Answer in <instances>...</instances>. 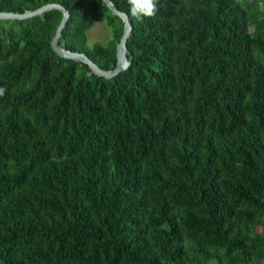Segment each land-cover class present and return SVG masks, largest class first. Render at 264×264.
Instances as JSON below:
<instances>
[{
	"label": "trees",
	"instance_id": "1",
	"mask_svg": "<svg viewBox=\"0 0 264 264\" xmlns=\"http://www.w3.org/2000/svg\"><path fill=\"white\" fill-rule=\"evenodd\" d=\"M112 1L113 78L53 49L62 10L0 19V264H264V0ZM51 2L60 44L114 68L103 0L0 11Z\"/></svg>",
	"mask_w": 264,
	"mask_h": 264
},
{
	"label": "water",
	"instance_id": "2",
	"mask_svg": "<svg viewBox=\"0 0 264 264\" xmlns=\"http://www.w3.org/2000/svg\"><path fill=\"white\" fill-rule=\"evenodd\" d=\"M109 9L115 14L120 16L124 21V31L120 42L117 45V64L112 69L102 68L98 63H96L87 53L73 51L70 48L64 47L60 44V38L63 33V29L66 26L68 19L70 17V11L63 4L51 2L44 4L36 9L27 10L24 12L17 11H0V19H28L34 16L43 15L45 12L52 9H60L63 11V18L57 28V31L54 37L51 40V45L53 49L61 56L65 58H70L74 60H78L84 63H87L91 69L98 75L104 76L106 78H113L125 69H127L130 65V61L128 60V39L132 33L133 25L131 23L130 17L128 13L119 9L112 0H103Z\"/></svg>",
	"mask_w": 264,
	"mask_h": 264
},
{
	"label": "clouds",
	"instance_id": "3",
	"mask_svg": "<svg viewBox=\"0 0 264 264\" xmlns=\"http://www.w3.org/2000/svg\"><path fill=\"white\" fill-rule=\"evenodd\" d=\"M129 4L130 15L136 19L152 17L156 12L155 0H127ZM4 89H0V95H3Z\"/></svg>",
	"mask_w": 264,
	"mask_h": 264
},
{
	"label": "rangeland",
	"instance_id": "4",
	"mask_svg": "<svg viewBox=\"0 0 264 264\" xmlns=\"http://www.w3.org/2000/svg\"><path fill=\"white\" fill-rule=\"evenodd\" d=\"M88 37V44L90 46H93L96 42L106 43L110 39L111 33L104 18H101L94 23V25L88 31ZM254 44H260V39H255Z\"/></svg>",
	"mask_w": 264,
	"mask_h": 264
}]
</instances>
